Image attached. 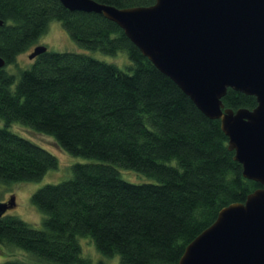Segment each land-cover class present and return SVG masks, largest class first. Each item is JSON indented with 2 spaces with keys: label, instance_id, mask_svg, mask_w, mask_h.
Returning a JSON list of instances; mask_svg holds the SVG:
<instances>
[{
  "label": "trees",
  "instance_id": "trees-1",
  "mask_svg": "<svg viewBox=\"0 0 264 264\" xmlns=\"http://www.w3.org/2000/svg\"><path fill=\"white\" fill-rule=\"evenodd\" d=\"M101 2L126 7L155 0ZM0 18L7 63L58 18L83 46L125 50L129 57L123 68L87 52L49 49L19 76L0 68V181L39 179L59 165L55 152L9 127L15 120L55 135L73 154L96 158L76 161L70 178L35 190L41 227L4 212L1 243L52 264H178L226 204L262 185L243 174L220 119L206 115L112 18L71 10L60 0H0ZM223 101L234 109L258 103L255 94L233 87ZM119 166L154 179H126ZM81 236L121 259L93 261L83 254ZM0 264L32 263L17 257Z\"/></svg>",
  "mask_w": 264,
  "mask_h": 264
},
{
  "label": "water",
  "instance_id": "water-1",
  "mask_svg": "<svg viewBox=\"0 0 264 264\" xmlns=\"http://www.w3.org/2000/svg\"><path fill=\"white\" fill-rule=\"evenodd\" d=\"M60 1L71 10L102 12L123 27L206 115L220 119L243 174L262 184L246 200L226 204L178 264H264V0H155L126 7ZM47 50L38 43L30 58ZM6 64L0 55V68ZM229 87L255 94L257 105L226 107ZM15 198L0 200V216L14 208Z\"/></svg>",
  "mask_w": 264,
  "mask_h": 264
},
{
  "label": "rangeland",
  "instance_id": "rangeland-1",
  "mask_svg": "<svg viewBox=\"0 0 264 264\" xmlns=\"http://www.w3.org/2000/svg\"><path fill=\"white\" fill-rule=\"evenodd\" d=\"M38 43H44L48 46V50H72L77 52H87L93 54L94 56L105 59L109 62H115V64L120 67H126L129 62V57L127 51H119L116 54L106 53L103 50L97 49H89L80 44L77 40H75L69 31L64 27L60 19H52L49 21L48 29L46 32L41 34L37 41L28 47L27 50L18 54V57L15 62L7 63L5 68L9 69V71L14 72L17 76H19L20 71L23 68L29 67L34 61V58H30V53L33 50L34 46ZM3 125L4 122H1ZM14 131L18 133H22L23 136H27L29 138H33L34 141L38 142L41 145H45V147L49 148L52 152L59 158V165L55 167L49 168L45 171L44 175L39 179L34 180H13L12 182H4L0 181V200H8L14 196L17 204L14 208L7 210L9 213L15 214L26 219L27 222L32 226H42V220L44 217V213L39 209L36 203L32 201V195L39 187L43 186L45 183L50 182H60L65 180L67 177L70 178L73 175L72 165L77 162H85L86 160H96L94 157H89L88 155H77L73 154L66 150L65 147H62L61 144L55 138V135L45 133L44 131L36 130L33 125L23 122L22 120L11 121L9 124ZM120 167V166H119ZM120 171L123 177L126 179H131L133 181H144L150 178L154 179V177H150L142 172H137L131 168H126L121 166ZM80 241L83 247V254L92 258L93 261L104 260L108 263H118L121 259L119 255H107L104 254L103 251H100L91 237L81 236ZM20 258L23 260H29V263L32 264H52L51 262H47L45 260L40 259L35 254L28 251V249H24L17 244H9L7 242H0V261L6 260V258ZM167 264V263H165Z\"/></svg>",
  "mask_w": 264,
  "mask_h": 264
}]
</instances>
